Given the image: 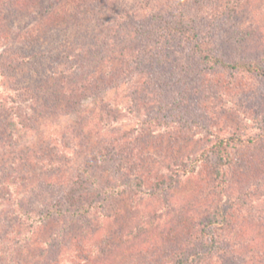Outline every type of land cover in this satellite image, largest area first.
Wrapping results in <instances>:
<instances>
[{
	"label": "rangeland",
	"instance_id": "1",
	"mask_svg": "<svg viewBox=\"0 0 264 264\" xmlns=\"http://www.w3.org/2000/svg\"><path fill=\"white\" fill-rule=\"evenodd\" d=\"M153 2L0 0V264H176L200 246L188 264H264V139L237 151L223 194L214 160L197 162L216 135H259L263 77L215 69L197 80V124L143 134L140 123L163 105L147 82L141 88L127 74L113 85L118 61L94 59L76 82L77 51L99 55L105 42L129 48L134 22L124 18L148 15ZM224 40L227 60L264 65V0H245ZM173 55L182 65L188 50ZM115 141L134 149L130 172L87 164ZM84 167L88 202L101 187L121 185L124 193L106 204L109 216L80 218L66 206ZM58 206L63 215L36 224ZM222 208L226 227L214 225L218 237L206 241L201 230Z\"/></svg>",
	"mask_w": 264,
	"mask_h": 264
},
{
	"label": "trees",
	"instance_id": "2",
	"mask_svg": "<svg viewBox=\"0 0 264 264\" xmlns=\"http://www.w3.org/2000/svg\"><path fill=\"white\" fill-rule=\"evenodd\" d=\"M244 1L155 0L153 4L155 3L156 7L154 10H150L148 15L140 18L138 13H134L124 18H130L134 22L132 31L126 33L127 41L132 43L129 48L124 47L125 42L121 46L112 44L109 46L105 42L102 44L105 48L101 49L102 52L100 53L102 56L98 55V51L95 49L77 51L75 59H79L83 64H80V68H75L76 82L82 80L80 74H83L85 66L90 63L93 64L94 60L104 64L111 60H117L120 68L110 83L116 85L122 76L129 74L130 79L139 78L144 81L137 84L141 88H145L144 83L147 82L149 89L159 92L158 98L162 100L163 105L159 110L140 123L141 134L155 129L176 127V125L177 128L186 130L188 127H192V124H197L198 117L195 109L198 107L196 98L200 92L197 84L198 79L215 69L236 70L264 78V65L262 63L253 60L229 61L224 57L226 51L224 37L228 30V24L238 16ZM121 18L123 17L119 16L120 20ZM136 36L139 37V40H136ZM176 48L188 50V56L182 65L175 64L173 50ZM92 75L93 73L90 78ZM93 77L95 76L93 75ZM89 80L91 81L89 88L96 86L97 80L95 78ZM84 86L80 90L82 93ZM69 88L65 89L67 96H71L68 91ZM73 90L75 89L73 88ZM262 139H264V127L259 135L253 138H246L236 132L216 135L210 147L200 154L197 162L214 160V179L217 188L223 194L228 171L236 161L237 151L242 147L254 145ZM131 143L130 140L129 144ZM129 144L126 141L106 143L94 155L91 163L87 164H111L118 171L130 172L134 164L133 154L131 155L130 152H133L134 149L131 150L132 147ZM196 166L193 165L191 170H183V176L193 173ZM81 173V178L77 179L72 190L65 195L66 206L74 209L73 215L80 218L95 213H98L99 217L109 216L106 214L107 212L104 213L107 208L106 204L110 203L114 197L124 193L121 185L101 187V196L99 195L88 202L86 194L92 188L87 179L82 178V176L85 175L87 178L90 173L85 167L81 169ZM55 208L52 213L50 211L44 214L40 213L36 217L38 219L35 218L36 224L43 225L55 216L63 215L64 211L61 206ZM25 214L27 215V213ZM27 216L28 219L32 218V215ZM226 221L225 209L222 208L218 217L209 218L204 225L201 230L202 238L212 243L215 242L218 236L213 231V226L220 223L225 228ZM18 245L19 243L16 244V247ZM205 249L206 247H195L192 250L194 251L193 254L181 255L176 264H188L192 256H198ZM78 259L80 260L79 257Z\"/></svg>",
	"mask_w": 264,
	"mask_h": 264
}]
</instances>
